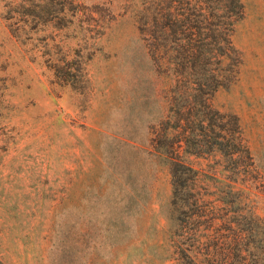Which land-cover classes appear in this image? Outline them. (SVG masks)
Returning <instances> with one entry per match:
<instances>
[{"label": "rangeland", "instance_id": "1", "mask_svg": "<svg viewBox=\"0 0 264 264\" xmlns=\"http://www.w3.org/2000/svg\"><path fill=\"white\" fill-rule=\"evenodd\" d=\"M160 1L0 0V264H178L190 240L152 140L175 83L146 25ZM240 1V63L211 102L249 158L183 155L217 215L237 190L263 264L264 0Z\"/></svg>", "mask_w": 264, "mask_h": 264}, {"label": "trees", "instance_id": "2", "mask_svg": "<svg viewBox=\"0 0 264 264\" xmlns=\"http://www.w3.org/2000/svg\"><path fill=\"white\" fill-rule=\"evenodd\" d=\"M159 3L160 8L153 11L147 7L146 25L153 48L175 83L169 114L154 131L152 140L161 154H167L171 202L178 212L181 235L190 240L176 245L180 254L177 263L200 264L201 260L209 264L214 261L262 264L260 253L256 252L258 229L254 226L253 212L243 205L239 196H233L237 190L228 184L226 194H218L225 206L217 215L205 192L195 190L199 170L183 155L191 152L211 156L216 151L233 164L249 158L239 128L233 133L223 114L211 102L214 92L227 85L237 73L240 55L231 40V30L235 19L242 14V2L175 0L174 3L171 0ZM56 69L60 70L58 66ZM205 223L219 227L215 229L217 236L204 234L208 237L202 244ZM252 241L255 250L250 246Z\"/></svg>", "mask_w": 264, "mask_h": 264}]
</instances>
